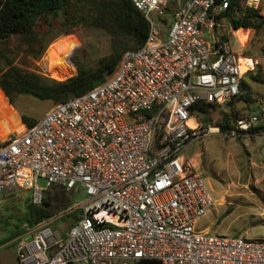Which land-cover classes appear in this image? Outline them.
Returning a JSON list of instances; mask_svg holds the SVG:
<instances>
[{"label":"built area","instance_id":"1","mask_svg":"<svg viewBox=\"0 0 264 264\" xmlns=\"http://www.w3.org/2000/svg\"><path fill=\"white\" fill-rule=\"evenodd\" d=\"M131 1L149 23L145 42L104 82L0 139V205L15 188L35 203L54 186L84 196L67 233L53 229L56 216L27 228L16 264H264V238L197 227L215 199L183 154L203 135L188 124L192 105L232 101L252 67L241 69L229 38V0ZM242 5L264 13V0ZM258 120L222 134H247Z\"/></svg>","mask_w":264,"mask_h":264},{"label":"rangeland","instance_id":"2","mask_svg":"<svg viewBox=\"0 0 264 264\" xmlns=\"http://www.w3.org/2000/svg\"><path fill=\"white\" fill-rule=\"evenodd\" d=\"M171 18L172 14L169 13L167 19ZM37 28L44 32L47 25L39 21ZM229 38L237 55L252 63V67L243 74L249 98L243 100L246 91L242 90L240 100L212 106L204 116L194 113L191 119L198 123L199 133L203 135L187 143L183 154L197 165L215 199L207 214L197 222V227L222 235L264 238V131L225 136L218 128L225 114L233 124L256 114L259 120L252 126L264 125V29L254 32L251 37L235 35L234 31H230ZM110 39L103 29L85 25L64 32L58 18L52 21L42 56L30 61L27 68L48 79L65 80L76 75L77 66L86 70L101 67L112 53ZM53 106L51 100H38L24 95L11 103L0 90V139H4L11 131L23 129V114L40 119ZM38 184L45 186V181L40 179ZM24 190L15 188L3 194L0 240L10 230L2 223L6 218V209L14 204V200H19V196L26 195ZM83 197L79 192L65 194L68 209L55 215L53 229L67 233L72 218L62 220L61 216L78 207ZM16 248L14 239L1 244L0 264H16Z\"/></svg>","mask_w":264,"mask_h":264},{"label":"trees","instance_id":"3","mask_svg":"<svg viewBox=\"0 0 264 264\" xmlns=\"http://www.w3.org/2000/svg\"><path fill=\"white\" fill-rule=\"evenodd\" d=\"M223 15L228 18L235 35L251 37L254 32L264 29V13L243 7L242 0H229V6ZM58 18L64 32L85 25L103 29L109 35L112 53L101 67L86 70L77 66L76 75L61 81L48 79L27 68L30 61L42 56L47 46V33L52 29V21ZM39 21L47 25L46 31L41 32L37 28ZM148 34L149 23L131 0H0V90L11 103H15L23 95L38 100H51L54 104L65 102L104 82L117 70L122 54L128 49L139 48ZM240 89L241 92L246 91L243 100L247 101L249 93L243 77ZM240 96L239 94L233 100H240ZM212 106L215 105L196 102L192 105L190 114L204 116ZM22 120L28 127H33L40 121L24 114ZM234 127L235 124L230 122L227 114L218 125L222 133ZM248 131H264V125L251 126ZM2 144L0 141V146ZM24 191L26 195L19 196L20 199L14 200L11 206L13 208L6 209V218L2 223L10 230L0 240V245L12 239L18 242L27 233V228L34 227L69 206V203H65L67 191L64 186L44 190L40 203L33 201L30 189ZM79 214L77 209L63 214L61 218L71 217L73 223ZM140 264L160 262L145 260Z\"/></svg>","mask_w":264,"mask_h":264},{"label":"bare ground","instance_id":"4","mask_svg":"<svg viewBox=\"0 0 264 264\" xmlns=\"http://www.w3.org/2000/svg\"><path fill=\"white\" fill-rule=\"evenodd\" d=\"M240 64H241V69L242 70H245V69H247L248 66L252 65V63L249 62V60L247 58H245V57H241ZM188 124L191 125V126H195V123L193 122L192 119L188 120Z\"/></svg>","mask_w":264,"mask_h":264},{"label":"crops","instance_id":"5","mask_svg":"<svg viewBox=\"0 0 264 264\" xmlns=\"http://www.w3.org/2000/svg\"><path fill=\"white\" fill-rule=\"evenodd\" d=\"M16 263H17V260H16Z\"/></svg>","mask_w":264,"mask_h":264}]
</instances>
